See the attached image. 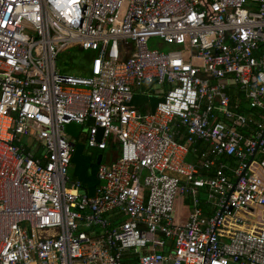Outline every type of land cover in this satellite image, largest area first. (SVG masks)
I'll use <instances>...</instances> for the list:
<instances>
[{
    "label": "built area",
    "instance_id": "built-area-1",
    "mask_svg": "<svg viewBox=\"0 0 264 264\" xmlns=\"http://www.w3.org/2000/svg\"><path fill=\"white\" fill-rule=\"evenodd\" d=\"M0 264H264V0H0Z\"/></svg>",
    "mask_w": 264,
    "mask_h": 264
},
{
    "label": "crops",
    "instance_id": "crops-1",
    "mask_svg": "<svg viewBox=\"0 0 264 264\" xmlns=\"http://www.w3.org/2000/svg\"><path fill=\"white\" fill-rule=\"evenodd\" d=\"M170 51L171 50H175L176 48L174 47H169ZM85 56L83 58H86L87 60H89L91 58V54L88 53H84ZM89 65H85L83 66V68H79L78 71L82 73V75H88L89 74ZM60 71V70H59ZM63 71H65V74H70L71 72H75V70L72 67H64ZM74 75V74H72ZM228 95L230 97L231 103L235 106L238 104V106H240L242 109L246 108V103L243 99V95L237 91V89L231 87L228 89ZM162 99V95L159 93V91L157 90V88L148 85V84H143L141 87L136 88L133 92V99L131 102V105L136 108L139 112H141L142 114H148L154 111L156 105L161 101ZM83 131V130H82ZM81 141L83 142L84 146L86 147V143H85V133L84 131L81 133ZM87 149V148H86ZM77 143L75 142V152L73 155H75L77 153ZM88 150V149H87ZM88 156L87 158L92 160V154L90 153V151L88 150ZM79 157H76L75 161L80 160L78 159ZM86 158V159H87ZM86 159L81 160L82 161V165L80 170L77 171V173L75 174L77 177L75 179H79L81 177V179H84V181H87L89 184V195H92L94 192V189L96 187V183L92 184L93 181L89 180V178L85 175L84 173V167L85 164L88 166L86 162ZM81 161L80 164H81ZM73 162V161H72ZM95 165L96 164V160H94ZM74 162L72 163L73 166ZM92 166L94 165L93 162L91 163ZM97 170V169H96ZM96 182V178L94 179ZM81 182V181H80ZM83 184V183H82ZM92 193V194H91Z\"/></svg>",
    "mask_w": 264,
    "mask_h": 264
},
{
    "label": "rangeland",
    "instance_id": "rangeland-1",
    "mask_svg": "<svg viewBox=\"0 0 264 264\" xmlns=\"http://www.w3.org/2000/svg\"><path fill=\"white\" fill-rule=\"evenodd\" d=\"M128 48L130 49V46H127V50ZM148 48L151 50H159L162 52H168L170 51V48L167 46H161V42L160 40L154 38L151 39L148 42ZM85 56L84 53L77 51V50H71L69 52H64L63 54H61V56L59 57V59L57 60V69L60 70L61 73H64L65 71H63L64 67H72L75 72H71L70 74H74V75H82L81 72L78 71L79 69V62L82 61L83 57ZM65 131V135L66 137L70 140L73 141L74 143H77V152H78V159L80 160H76L73 164V166L71 165L68 175L70 178L74 179L77 176L75 175L77 173L78 170H80L81 165H82V161L83 159H86L88 156V150L86 149V147L84 146L83 142L81 141V133L82 128L81 126L77 125V124H71V125H67L64 129ZM93 160V159H92ZM81 161V164L80 162ZM185 161L187 163H193V158L188 155L185 158ZM95 166V162L94 160L91 161V159L87 158L86 162L88 164V166L85 164L84 167V173L85 175L89 178V180L93 181L96 178V173H94L92 171V163Z\"/></svg>",
    "mask_w": 264,
    "mask_h": 264
},
{
    "label": "trees",
    "instance_id": "trees-1",
    "mask_svg": "<svg viewBox=\"0 0 264 264\" xmlns=\"http://www.w3.org/2000/svg\"><path fill=\"white\" fill-rule=\"evenodd\" d=\"M90 64V59L89 60H87L86 58H83L82 59V61L81 62H79V68H83V66H85V65H89ZM82 76H87V75H82ZM180 142H183L184 141V138L182 137V139L181 140H179ZM193 148H194V146H190V152H192V150H193ZM77 151V150H76ZM76 157H78V152L75 154V155H73L72 156V160H71V165H72V163L73 162H75V159H76ZM73 161V162H72ZM96 169H97V165H93L92 166V171L94 172V173H96ZM79 181H81V183H83L82 185H83V187H84V189L89 193V189L88 188H85V186L86 187H89V183L87 182V181H84V179H81V177L78 179ZM96 183V185L98 184V181H97V179H96V182H95V180H93V182H92V184H95ZM92 194V193H91Z\"/></svg>",
    "mask_w": 264,
    "mask_h": 264
},
{
    "label": "water",
    "instance_id": "water-1",
    "mask_svg": "<svg viewBox=\"0 0 264 264\" xmlns=\"http://www.w3.org/2000/svg\"><path fill=\"white\" fill-rule=\"evenodd\" d=\"M100 135H101V132L99 134V137H100ZM89 151L92 154V159L96 160V164L98 165L101 161L102 153L100 151H97V150H89Z\"/></svg>",
    "mask_w": 264,
    "mask_h": 264
}]
</instances>
